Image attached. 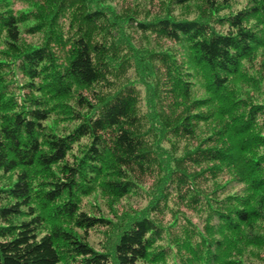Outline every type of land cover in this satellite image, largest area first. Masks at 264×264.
Returning <instances> with one entry per match:
<instances>
[{
	"label": "trees",
	"instance_id": "16d2710c",
	"mask_svg": "<svg viewBox=\"0 0 264 264\" xmlns=\"http://www.w3.org/2000/svg\"><path fill=\"white\" fill-rule=\"evenodd\" d=\"M0 264H264V0H0Z\"/></svg>",
	"mask_w": 264,
	"mask_h": 264
},
{
	"label": "rangeland",
	"instance_id": "374dc122",
	"mask_svg": "<svg viewBox=\"0 0 264 264\" xmlns=\"http://www.w3.org/2000/svg\"><path fill=\"white\" fill-rule=\"evenodd\" d=\"M19 6H20V4L16 5V7H19ZM22 29H23V25H20V30L22 31ZM25 38L28 39V40H35L34 37H30V36H26ZM62 127L63 126L58 125L59 129H62ZM148 184H149V181H148ZM93 197L89 198V202H92V204L95 206L94 209H96V210L98 208L97 206H99V211L97 212V215L101 216V214H102L105 217H111L112 214L109 212V209L107 208L105 202L101 201V198H98V197L93 198ZM122 202H123L122 204L125 205V207H129V205H131L133 207H142L144 205V203H145V200L142 199V198H139V197L131 196V197H129L128 200H123ZM117 207L124 209V206H117ZM88 210L89 211H91V210L94 211L93 210V206H92L91 210H90V208ZM101 239H102V236H101L100 233H98V229L89 231L88 240L90 241V243L93 246L98 248L99 247L98 242Z\"/></svg>",
	"mask_w": 264,
	"mask_h": 264
}]
</instances>
